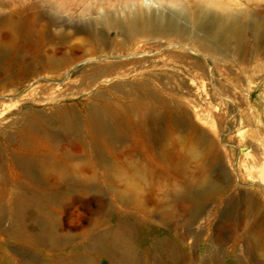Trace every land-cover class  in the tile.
I'll return each instance as SVG.
<instances>
[{"label":"bare ground","instance_id":"bare-ground-1","mask_svg":"<svg viewBox=\"0 0 264 264\" xmlns=\"http://www.w3.org/2000/svg\"><path fill=\"white\" fill-rule=\"evenodd\" d=\"M106 1L109 5H101L100 10L88 4L79 21L61 13L60 17L50 16L38 33L40 43L33 39L40 14L28 12L33 5H21L16 17L0 22V49L17 53L34 43L36 52L42 47L53 49L44 59L45 72L60 80L83 62L78 70L88 94L77 103L60 105L53 114L30 104L13 117L7 115L6 96L40 77L28 80L24 73L9 84L0 80V230L22 225L18 229L25 242L50 247L52 259L42 264H128L135 254L123 243L136 237V225H146L144 233L148 225H168L172 246L166 247V238L155 241L166 245L171 264H178L186 260V254L176 244L186 250L192 224L205 214L201 207L214 202L208 211L210 221L226 199L234 198L241 205V217L230 224L233 245L245 240L264 256V143L253 142L252 137L253 141L237 138L241 152L253 146L252 163L238 169L239 164L222 145L220 133L204 120L205 114L214 115L212 99L236 101L238 93L224 94L214 77L210 90L193 73L202 68L201 63L170 62L163 54L171 49L172 57L185 58L189 53L183 49L188 48L212 60L232 58V53L246 60L264 55V9L238 11L221 0H193L191 12L185 0ZM164 2L176 7L172 14L161 9ZM12 3L17 6L15 0ZM52 25L58 27L57 33L50 29ZM105 81H109L107 87ZM184 90L194 91L197 100L187 101ZM64 96L58 92L52 98ZM254 166L261 172L250 170ZM211 168L213 172L208 174ZM112 172L126 182L114 196L124 208L116 200H111L115 205L106 202L107 197L92 184L96 174ZM133 179L150 183V187L140 191L131 184ZM157 181L168 185L166 200L155 199ZM243 182L259 187L245 198L241 195ZM196 188L205 191L197 196ZM90 194L99 205L91 211L90 226L61 236V212ZM50 211L57 214L49 225L56 228L53 234L43 222ZM131 214L136 225L122 220ZM112 215L118 230L97 233ZM96 253H101L99 263ZM5 256L11 257L8 252Z\"/></svg>","mask_w":264,"mask_h":264},{"label":"rangeland","instance_id":"rangeland-1","mask_svg":"<svg viewBox=\"0 0 264 264\" xmlns=\"http://www.w3.org/2000/svg\"><path fill=\"white\" fill-rule=\"evenodd\" d=\"M13 1L14 0H0V22L3 18L8 16L16 17L18 11L21 9V5H33V7L28 10V12L29 14H32L34 11H37L40 14V17L35 22L38 30L33 34L34 41L38 43H40L38 41V33L40 30L42 31L43 28L46 27L49 18L60 17L62 14L70 18L73 16V19L79 21V19L82 18L84 8L88 4V6L96 7L98 10H100L101 5H109L107 4L106 0H15L17 6L12 3ZM192 2L193 0H185L190 12V4ZM221 2L224 5L228 3L232 5V7L234 6L233 8L237 9L238 11L247 9L254 12L264 9V0H221ZM63 3L65 5H62ZM164 3L165 7H160L166 14H170L173 10H175L176 7L172 3ZM157 5L154 7L157 8ZM180 20L182 23L184 22L183 24L187 23L185 19ZM189 24V28L196 31V29ZM50 29L53 33L58 32V27H56V25H52ZM201 34H203V32H201ZM53 47H55V45ZM36 50L37 48L35 43L31 47L27 46L26 51L22 50L18 51L17 53L8 49H0L1 82L9 84L11 79H16L18 76L24 73L29 77L28 80L35 76L40 77L37 82L33 83V80H29V82L27 81L25 83L26 85H22L19 89L10 92L9 95L6 96V104L10 107V111L7 114L8 116H20L18 115L19 110L25 105L30 104L36 107L44 108L48 114H53L60 105L77 103L78 101L86 98L88 95L87 92H84V84L82 82L81 72L78 70L84 65L83 62L80 63V65L77 66L78 68H75L70 73V75H68V77L60 80L57 75H52L45 72L46 63L44 59L47 54L54 53V50H46L45 47H42L39 52H36ZM170 50L171 49H165L163 51L164 58L165 60L168 59L167 61L179 63L184 60H190L192 62L197 61L202 64V68H196L195 71L193 70V73L200 84L204 83L206 87H209L210 90H213L210 83H212V78L214 77L217 86L220 87L224 94L227 95L229 91L236 92V94L238 93L236 101H230L227 98L212 99L214 115L213 113L205 114L204 120L210 128L220 133L222 145L226 147L228 151H230L232 158L236 161V163L239 164L238 169H241L243 164H248L249 161L252 163L253 146L250 145L248 149H246L244 152H241L238 147V139L244 137L246 140L251 141L252 139L250 140V138L252 137L254 140H252L253 142H257L256 140H258L259 142L264 143V55L257 54L254 58L246 60V58L232 53L234 55V59L232 55V58H230V56L229 58L227 57L222 60H212L211 58L188 48L183 49L189 53L188 57H172L170 54L173 51ZM108 84L109 81H105L104 87H107ZM71 91L83 92V94L72 96L70 94ZM93 91L95 90H92V92ZM58 92H62V94L65 96L60 97L59 100H54L52 97ZM193 93L194 91L187 93L186 90H184V94H187V101L192 99L197 100L196 95ZM23 94H29L27 96L29 98L24 101H18ZM247 98L250 99V102L247 100ZM259 137L262 141L259 139ZM250 170H254L255 173L261 172L258 166H254ZM212 172L213 169L211 168L207 173L210 174ZM100 175V173L96 174V177L94 178L96 181H92L93 186L97 187V189L99 188L98 190H100L105 195L104 197H107L105 198L106 202H110L112 205H120L121 208H124V205L118 202L114 196L116 193L115 191L118 190V188L123 189L126 186L125 180L121 179V181L120 177L113 172L104 173V175L101 176ZM131 184L143 192L148 187H150V183L138 182L134 179L131 180ZM159 186L161 190L159 189ZM241 187V195L242 197L246 198V195L250 193L252 188L258 189L259 185L257 183L247 184L243 182ZM155 188V199L166 200V193L168 190L167 183L165 181H157L155 183ZM113 189L115 190L113 191ZM204 191V188H196L194 189V194L201 196ZM91 196L94 195L90 194L88 197L93 198ZM89 198H84L83 200L77 202L74 206L69 203V207L67 206L65 210L61 212L60 218L62 219V226L58 231L61 236L65 235L66 232L70 231L74 233V231L77 232L90 226V220L88 218L93 216L91 211L93 212V210H96L99 205L96 199L93 198L90 200ZM111 200H113L114 203L116 200V203H112ZM213 204L214 202H209L208 204H205L201 207L205 209V214L200 217L195 224H192V233L187 238L186 250H183L178 243L176 244L179 251L181 248L180 252L186 254V260H180L178 264H255L256 260L263 262L264 256L257 254L253 248H250L247 245L245 240H243L240 245H233V229L230 224L233 222L236 223V221L240 219L241 212L239 209L241 205H239L234 198L226 199V202H223V204L219 206L217 214L212 216L210 221H208V211L211 209ZM50 212L46 215L43 222L46 225L48 224L49 233L53 234L54 232H57L55 231L56 228L52 229V227H49V225L52 223V216L57 214L55 211ZM155 214L154 219H157L159 210H157ZM113 217V215L108 216L109 219L107 218L105 222L106 225H103L100 229H97V233L102 232L111 234L116 232L118 230L116 221L117 218ZM134 217L135 216L132 214L130 216L125 215L122 216V220L127 224L136 225L133 224ZM109 220L110 222H108ZM7 224L9 223L6 222L5 225ZM21 226L18 225L11 231L0 230V233L2 232L0 234V246L2 247V250L0 247V264H42L49 262L52 259V250L50 247H38L34 244L25 242L22 233L18 229ZM115 226L117 227L115 228ZM145 226L146 225L142 224L136 225V237L133 238L131 243H123L124 247H129L130 250L135 254V256L132 255L130 258H128L127 263L171 264L170 256L168 255L170 254L169 248H165L166 245L163 246L160 244V242L157 243L155 241L159 238H166L168 242L166 247H171V243L173 244L170 233L171 227H167L168 225L165 227L162 225L152 224L148 225L149 227L147 226V233H144ZM180 232H184V229L182 228ZM15 235H17V238ZM221 240L224 241V244H222ZM6 252L11 255L10 258L5 256ZM100 255L101 253H96V260L98 263L100 260ZM167 256L169 258H167Z\"/></svg>","mask_w":264,"mask_h":264}]
</instances>
